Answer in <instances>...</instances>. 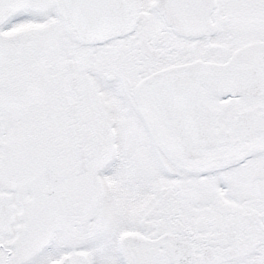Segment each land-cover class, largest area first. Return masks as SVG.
Masks as SVG:
<instances>
[{
	"label": "snow or ice",
	"instance_id": "snow-or-ice-1",
	"mask_svg": "<svg viewBox=\"0 0 264 264\" xmlns=\"http://www.w3.org/2000/svg\"><path fill=\"white\" fill-rule=\"evenodd\" d=\"M0 264H264V0H0Z\"/></svg>",
	"mask_w": 264,
	"mask_h": 264
}]
</instances>
